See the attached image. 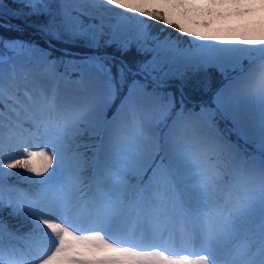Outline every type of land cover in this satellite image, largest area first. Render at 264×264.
<instances>
[{
	"label": "snow or ice",
	"instance_id": "1",
	"mask_svg": "<svg viewBox=\"0 0 264 264\" xmlns=\"http://www.w3.org/2000/svg\"><path fill=\"white\" fill-rule=\"evenodd\" d=\"M0 264H264V0L0 2Z\"/></svg>",
	"mask_w": 264,
	"mask_h": 264
},
{
	"label": "trees",
	"instance_id": "2",
	"mask_svg": "<svg viewBox=\"0 0 264 264\" xmlns=\"http://www.w3.org/2000/svg\"><path fill=\"white\" fill-rule=\"evenodd\" d=\"M0 2H3V3H7V0H0ZM5 27H8L7 25H5ZM33 36H36V33H32ZM46 42V39H41V43H45ZM13 224V226H16L15 225V222H11ZM23 230V229H22Z\"/></svg>",
	"mask_w": 264,
	"mask_h": 264
},
{
	"label": "rangeland",
	"instance_id": "3",
	"mask_svg": "<svg viewBox=\"0 0 264 264\" xmlns=\"http://www.w3.org/2000/svg\"><path fill=\"white\" fill-rule=\"evenodd\" d=\"M6 115H8L7 113H5ZM26 115L25 113L22 112L21 116L23 118V116ZM90 154V153H89Z\"/></svg>",
	"mask_w": 264,
	"mask_h": 264
},
{
	"label": "bare ground",
	"instance_id": "4",
	"mask_svg": "<svg viewBox=\"0 0 264 264\" xmlns=\"http://www.w3.org/2000/svg\"><path fill=\"white\" fill-rule=\"evenodd\" d=\"M6 115V114H5ZM7 116V115H6Z\"/></svg>",
	"mask_w": 264,
	"mask_h": 264
}]
</instances>
